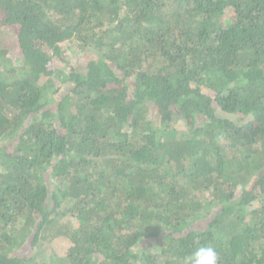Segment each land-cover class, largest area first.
Segmentation results:
<instances>
[{"label": "trees", "instance_id": "16d2710c", "mask_svg": "<svg viewBox=\"0 0 264 264\" xmlns=\"http://www.w3.org/2000/svg\"><path fill=\"white\" fill-rule=\"evenodd\" d=\"M5 36L0 264H264V0H0Z\"/></svg>", "mask_w": 264, "mask_h": 264}, {"label": "rangeland", "instance_id": "374dc122", "mask_svg": "<svg viewBox=\"0 0 264 264\" xmlns=\"http://www.w3.org/2000/svg\"><path fill=\"white\" fill-rule=\"evenodd\" d=\"M6 40V36L5 37H1L0 39V43H4ZM6 57L7 56H11L13 54V52L15 51V47L14 45H12V43H10V41H7L6 43ZM73 60L75 59L76 61V56L74 58H72ZM71 228L74 229L76 223L74 221H71ZM58 243V242H57ZM56 244V243H55ZM57 245V244H56ZM59 245V249H53L52 246L50 247L49 250H47L48 248H45V249H42L41 250H45L43 253H44V256L43 258L41 257V259L43 260L42 264H69L65 258H64V251L66 250L67 248V242L65 241H60L58 243ZM27 251L30 249L29 245H27L26 247ZM26 251V252H27ZM33 251L29 250L27 252V255L29 256L30 254H32Z\"/></svg>", "mask_w": 264, "mask_h": 264}, {"label": "clouds", "instance_id": "9594fccd", "mask_svg": "<svg viewBox=\"0 0 264 264\" xmlns=\"http://www.w3.org/2000/svg\"><path fill=\"white\" fill-rule=\"evenodd\" d=\"M182 264H218L217 250L208 245L199 246L183 258Z\"/></svg>", "mask_w": 264, "mask_h": 264}]
</instances>
